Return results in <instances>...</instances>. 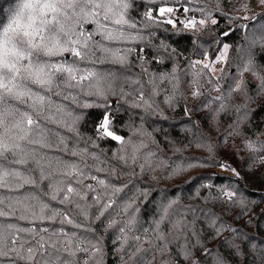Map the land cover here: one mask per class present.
<instances>
[{"label": "snow or ice", "instance_id": "snow-or-ice-1", "mask_svg": "<svg viewBox=\"0 0 264 264\" xmlns=\"http://www.w3.org/2000/svg\"><path fill=\"white\" fill-rule=\"evenodd\" d=\"M192 2H0V264H240L247 255L235 239L209 247L225 231L242 234L204 205L227 204L225 212L238 207L240 215L254 211L252 194L238 187L236 168L216 165L236 179L217 177L219 191L202 201L200 189L217 185L208 177L189 181L195 203L144 182L204 167L179 157L170 161L164 153L193 144L211 153L204 130L225 121L221 139L240 138L238 151L249 154L243 167L264 168V132L250 135L244 128L252 105L264 98V12L251 14L242 3L233 11L244 14L235 15L216 0L224 20L245 23L202 41L198 34L221 20L204 8L190 9ZM258 4L264 8V0ZM158 29L191 34L199 58L181 62L183 53ZM237 31V43L222 39ZM161 105L180 108L188 118L180 125L192 137L187 144L177 146L157 126L154 117L169 120ZM78 108L103 109L86 138ZM120 111L129 115L130 135L116 131L112 113ZM196 113L202 115L193 121ZM102 141L119 148L108 156ZM260 256L264 264V249Z\"/></svg>", "mask_w": 264, "mask_h": 264}, {"label": "trees", "instance_id": "trees-1", "mask_svg": "<svg viewBox=\"0 0 264 264\" xmlns=\"http://www.w3.org/2000/svg\"><path fill=\"white\" fill-rule=\"evenodd\" d=\"M2 2V0H0ZM242 3H248L252 9L251 14H258L264 12V8H261L258 4V0H220V6L224 12L232 13L235 15H243L244 13H235L233 10L239 8ZM190 9H199L204 8L206 11L212 12L214 17H218L221 22L217 26L209 25V27L201 31L196 38L202 41H208L214 37V35H219L220 32L226 31L229 28L237 29L236 23H229L220 16L217 11L216 0H193L190 5H187ZM7 8V4H5ZM143 9L134 12L133 16L139 18L140 13ZM189 14L200 18L202 13L199 11H190ZM159 37L163 38L164 36L170 37L167 41L173 47H176L181 53V62L186 59L199 58L195 51V46L191 43V34H186L185 36H174L169 33H164L162 30L158 29ZM241 33L236 32L235 36L231 38H222L229 44H235L239 41ZM217 45L213 44L212 49L214 50ZM233 53L229 52V58L231 59ZM165 109V114L169 117L168 121H161L159 117H154L153 119L158 121L157 126H162L165 132L172 134V138L178 141L177 146H182L187 144L189 140L192 139L191 135H187L181 129V122L187 120V117H184L181 113L180 108H177L176 111L168 110L164 105H161ZM191 107V103L189 104ZM254 109L252 117H250V123L244 126L245 130L251 135L259 129L260 132H264V98H257L255 103L252 105ZM77 112H84V119L80 122L79 128L81 133H83L86 138L92 129L93 122L97 119L99 113L103 109H76ZM112 115L115 117V126L118 134L130 135L126 125L129 121V115H126L122 111L113 112ZM201 113H196L193 115L192 120H199ZM132 120L136 125H139V120L136 117H132ZM123 121V125L121 124ZM177 125L175 132H172L171 125ZM191 127L192 125H188ZM147 127V125H146ZM228 127V121H225L219 125V127H214L209 125V128L205 129V135L207 141L213 145V151L209 153L206 149L196 148L193 144L191 147H187L181 153H175L172 150H167L164 155L169 158V160H175L177 157L184 160L185 162L193 160L194 162H205L204 167H196L189 170L182 177L169 179L162 178L158 183L151 180H145L144 182L152 183L155 186V191H166L170 195L175 193L177 196L181 197L184 203H195L196 201L192 199L195 196V190L192 189V185L189 184V181H192V184L196 183L195 178L199 177H208L212 179V182L217 185L215 189H200L201 191V201L203 196L209 195L210 191L218 192L219 187L221 186L220 180L216 179L217 177L224 179L227 182V178H231L232 181H235V176L233 173L226 174L220 173L216 165L224 164V160L231 163L235 166L238 171L241 172V179L239 181L238 187L246 194H252L251 199L255 200V204L252 205L254 211L249 212L248 214L240 215V209L238 207L232 208L230 211L225 212L224 209L228 207L227 204H222L219 207L215 206V202L209 201L207 205H204L208 208H212L218 216L227 224L231 226L232 229L238 230L242 235H234L231 231H225L218 239L214 242L209 243V247L216 248L221 240L224 239H235L240 244L242 249H247V255L240 258V264H261L260 252L264 249V217H261L260 213L264 211V203L260 202L261 196H264V168H261L260 171H254L249 168L243 167L245 160L248 157V153L244 151H238L240 147V138L227 137L225 140L221 139V136L226 132ZM163 132L158 135L163 136ZM258 135V133H257ZM253 139L256 138V135L252 136ZM264 139V137H260ZM104 152L111 156L116 149L119 148V145L116 142H101ZM99 151V149H97ZM156 175H161L158 171ZM237 186V185H234ZM255 244L257 247L254 250L252 245ZM109 264H112V260H109Z\"/></svg>", "mask_w": 264, "mask_h": 264}, {"label": "rangeland", "instance_id": "rangeland-1", "mask_svg": "<svg viewBox=\"0 0 264 264\" xmlns=\"http://www.w3.org/2000/svg\"><path fill=\"white\" fill-rule=\"evenodd\" d=\"M224 164L225 165H229L230 167H235V166H233V165H231V163H229V162H227V160H224ZM218 171L220 172V173H226V174H230V173H232L230 170H225V169H222V168H218Z\"/></svg>", "mask_w": 264, "mask_h": 264}, {"label": "built area", "instance_id": "built-area-1", "mask_svg": "<svg viewBox=\"0 0 264 264\" xmlns=\"http://www.w3.org/2000/svg\"><path fill=\"white\" fill-rule=\"evenodd\" d=\"M181 12H182V10H181ZM178 15H179V13H178ZM187 15H188V16H193V15H191V14H189V13H187ZM242 23H245V22H244V21H237L236 26L238 27V25H239V24H242Z\"/></svg>", "mask_w": 264, "mask_h": 264}]
</instances>
